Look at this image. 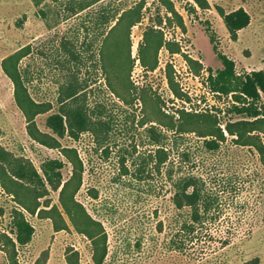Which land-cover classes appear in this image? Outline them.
I'll return each instance as SVG.
<instances>
[{
	"label": "rangeland",
	"instance_id": "obj_1",
	"mask_svg": "<svg viewBox=\"0 0 264 264\" xmlns=\"http://www.w3.org/2000/svg\"><path fill=\"white\" fill-rule=\"evenodd\" d=\"M106 1L100 0L73 14L64 8L66 0H45L39 5H34L32 0H0V61L19 47L29 46V53L20 60L19 66L31 96L50 101V113L57 109L60 86L74 79L83 89L77 102L94 109L105 122L94 131L82 133L77 140H62L76 148L83 162V182L77 198L103 223L107 234L108 251L103 264H171L170 233L166 228L161 233L154 228L159 219L164 226L166 223L164 210L172 194L165 176L168 166L180 173L201 176L205 190L217 195L211 234L218 236L219 229L235 224L232 230L238 235L233 239L243 236L230 248L228 264H243L253 258H257V264H264V168L257 161V155L247 148L236 147L229 140L215 153H209L199 146L200 140L192 133L176 141V137L167 135L162 144L168 149L169 158L159 173L153 171L148 155L156 146L147 129L149 124L137 122L141 117L139 101L125 105L105 84L99 50L107 27L97 23V14ZM118 1L114 3L121 6L133 2ZM172 1L183 17L185 31L174 24H162V27L167 39L179 42L181 53L171 54L161 49L158 66L147 73L136 60L131 67L130 81L159 95L164 103L162 109L168 111L181 107L187 110L224 108L229 98L213 95L204 84L206 68L215 71L221 67L212 47L216 46L232 59L237 72L264 70V0H208L209 8L195 6L193 11L192 0ZM145 4L141 22L130 31L131 57L136 55L144 28L155 22L158 13L162 17L166 13L157 0H145ZM218 7L226 12L242 7L250 15L249 24L238 31L236 40L229 37ZM61 41L65 50L61 48ZM184 54L202 62L204 69L198 75L190 71ZM166 63L171 64L175 81L189 101L172 95L164 72ZM12 90V83L0 68V145L28 158L36 167L46 158H61L56 149L28 137ZM48 113L36 117L41 130H47L44 121ZM262 139L264 142V136ZM182 153L189 154L191 159L182 158ZM69 169L66 165L63 174ZM123 169L128 173L120 174ZM92 190L97 197H91ZM49 198L57 204L56 192L51 191ZM13 206L12 197L0 191V231L5 230ZM26 216L34 232L31 240L18 249L19 264H68L67 256L72 252L77 253L73 257L79 264L90 261L89 241L72 227L54 231L50 220ZM0 264H7L1 250Z\"/></svg>",
	"mask_w": 264,
	"mask_h": 264
},
{
	"label": "trees",
	"instance_id": "obj_2",
	"mask_svg": "<svg viewBox=\"0 0 264 264\" xmlns=\"http://www.w3.org/2000/svg\"><path fill=\"white\" fill-rule=\"evenodd\" d=\"M43 1L32 0L34 5ZM98 1L66 0L64 8L76 14ZM157 1L164 8L165 16L158 13L155 22L144 28L134 57L130 56V31L132 26L141 22L145 0H133L128 6L116 5L115 0H107L97 14V23L107 27L102 33L99 50L105 84L125 105L139 101L141 117L137 122L139 125L149 124L147 129L156 146L148 155L153 171L159 173L169 158L168 149L162 144L167 135L176 137V141L191 133L200 140L199 146L209 153L218 151L227 140L236 147L247 148L257 155V161L264 168V70L237 72L235 62L213 45L221 67L215 71L206 68L204 84L210 93L217 97H228L229 102L224 108L212 106L201 110H187L184 107L174 111L162 109L164 103L159 95L130 81L131 67L136 60L142 71L147 73L158 66L161 49L171 54L181 53L179 42L165 37L162 24H174L185 31L183 17L175 9L172 0ZM192 4V11L195 6L209 8L208 0H192ZM217 9L229 37L236 40L238 31L249 24L250 15L242 7L227 12L221 7ZM210 41L213 42L211 36ZM60 45L65 50L64 41ZM28 53L29 46L19 47L1 59L0 68L12 83L13 101L24 117L28 137L42 146L56 149L61 158H46L36 167L28 158L15 155L0 145V191L11 196L15 204L5 230L0 231V250L7 264H19L18 249L31 240L34 232L26 215H35L50 220L54 231L72 227L89 241L90 261L83 264H103L108 251L107 234L103 223L93 217L77 198L83 182V162L76 148L62 143V140H77L82 133L94 131L100 125H105V122L94 109L77 102L83 89L74 79L60 86L57 109L48 113L52 103L33 98L21 72L19 62ZM184 60L195 75L204 69L200 60L187 54H184ZM164 72L172 95L189 101L188 95L175 81L170 63L165 64ZM45 113H48L44 121L47 130H41L36 117ZM182 158L191 159L187 153H182ZM66 165L70 169L64 175ZM127 173L123 169L120 174ZM165 176L172 191L164 210L166 223L164 226L163 220L159 219L154 228L158 233L164 228L170 233L168 249L172 252L169 255L171 264L230 263L228 252L243 236L233 239L238 235L236 230H232L235 224L219 229L218 236L211 234L217 195L205 190L204 180L194 173H180L173 166H168ZM51 191L57 193V204L50 201ZM90 195L97 197L95 190ZM76 254L72 252L67 256L68 264H79L77 258L73 257ZM257 261V258H253L243 264H257Z\"/></svg>",
	"mask_w": 264,
	"mask_h": 264
}]
</instances>
